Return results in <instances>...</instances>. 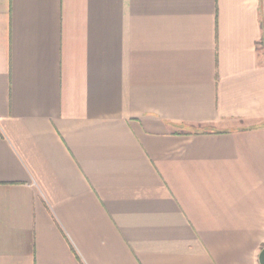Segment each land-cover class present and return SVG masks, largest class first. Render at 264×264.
Listing matches in <instances>:
<instances>
[{
  "label": "crops",
  "instance_id": "0c3cea01",
  "mask_svg": "<svg viewBox=\"0 0 264 264\" xmlns=\"http://www.w3.org/2000/svg\"><path fill=\"white\" fill-rule=\"evenodd\" d=\"M264 0H0V264H260Z\"/></svg>",
  "mask_w": 264,
  "mask_h": 264
},
{
  "label": "water",
  "instance_id": "95a60500",
  "mask_svg": "<svg viewBox=\"0 0 264 264\" xmlns=\"http://www.w3.org/2000/svg\"><path fill=\"white\" fill-rule=\"evenodd\" d=\"M259 263L264 264V247L262 248L259 254Z\"/></svg>",
  "mask_w": 264,
  "mask_h": 264
}]
</instances>
